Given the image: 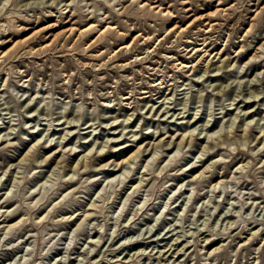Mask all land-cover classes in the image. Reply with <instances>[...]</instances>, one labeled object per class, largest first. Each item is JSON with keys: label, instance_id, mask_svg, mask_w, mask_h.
Returning a JSON list of instances; mask_svg holds the SVG:
<instances>
[{"label": "rangeland", "instance_id": "1", "mask_svg": "<svg viewBox=\"0 0 264 264\" xmlns=\"http://www.w3.org/2000/svg\"><path fill=\"white\" fill-rule=\"evenodd\" d=\"M0 264H264V0H0Z\"/></svg>", "mask_w": 264, "mask_h": 264}, {"label": "bare ground", "instance_id": "2", "mask_svg": "<svg viewBox=\"0 0 264 264\" xmlns=\"http://www.w3.org/2000/svg\"><path fill=\"white\" fill-rule=\"evenodd\" d=\"M221 6V3H219V5H218V7H220ZM154 8H156V6H154ZM218 9H220V8H218ZM199 15V14H198ZM190 16H193V15H190ZM212 17H215L213 14L211 15V16H201V18H195L194 20H193V22L192 23H190L189 24V26L187 27V28H189V27H191V26H193L194 24H196V23H198V22H200V21H202V20H209V18H212ZM206 24V23H205ZM207 25H211L210 23L209 24H207ZM94 26L92 25V26H90V28H88V30H90V29H92ZM211 27V26H210ZM212 29V28H211ZM87 30V29H86ZM175 29H172L171 31H174ZM208 30V29H207ZM183 32L184 31H186V29L184 28L183 30H182ZM135 45V40L133 41V43H131V44H129L127 47L128 48H131V47H133ZM132 158H134V157H129V159H126V160H124V161H122L121 163H118L117 164V166H123L124 164H127V162H129Z\"/></svg>", "mask_w": 264, "mask_h": 264}]
</instances>
